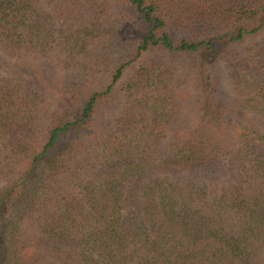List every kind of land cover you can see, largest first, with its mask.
Segmentation results:
<instances>
[{
	"label": "trees",
	"instance_id": "obj_1",
	"mask_svg": "<svg viewBox=\"0 0 264 264\" xmlns=\"http://www.w3.org/2000/svg\"><path fill=\"white\" fill-rule=\"evenodd\" d=\"M0 264H264V0H0Z\"/></svg>",
	"mask_w": 264,
	"mask_h": 264
},
{
	"label": "rangeland",
	"instance_id": "obj_2",
	"mask_svg": "<svg viewBox=\"0 0 264 264\" xmlns=\"http://www.w3.org/2000/svg\"><path fill=\"white\" fill-rule=\"evenodd\" d=\"M45 10H46V12L49 15V20H51L50 17H52V16H51V11H50V6L45 7ZM53 23L55 24L54 20H53ZM220 92H221V95L226 97V98L230 96V89H229V87L227 85V80L225 78L222 79ZM185 113H186V116L188 117L189 115H188V110L187 109H185Z\"/></svg>",
	"mask_w": 264,
	"mask_h": 264
}]
</instances>
